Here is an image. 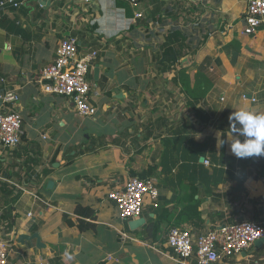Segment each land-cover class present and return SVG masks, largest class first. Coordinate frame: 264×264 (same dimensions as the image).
<instances>
[{"label": "crops", "instance_id": "1", "mask_svg": "<svg viewBox=\"0 0 264 264\" xmlns=\"http://www.w3.org/2000/svg\"><path fill=\"white\" fill-rule=\"evenodd\" d=\"M14 1L0 7V110L23 128L0 145L8 264H195L166 244L171 227L264 228V158L237 159L215 135L234 110L264 112V27L243 34L246 0ZM68 35L98 51L91 117L36 81ZM7 90L18 100L3 105ZM133 176L154 180L158 206L120 219L108 193ZM215 264H264V239Z\"/></svg>", "mask_w": 264, "mask_h": 264}, {"label": "built area", "instance_id": "2", "mask_svg": "<svg viewBox=\"0 0 264 264\" xmlns=\"http://www.w3.org/2000/svg\"><path fill=\"white\" fill-rule=\"evenodd\" d=\"M19 5L21 2L14 0L0 1V7L18 8ZM138 16L135 14V17ZM242 18L243 34L253 35L264 26V0H246ZM97 54V50L80 53L76 37L68 35L61 39L54 61L44 66L36 79L41 92L69 99L78 116L95 115L97 110L90 101L88 74ZM1 100V104L6 105L16 102L18 96L14 91L7 90ZM22 135L21 116L8 107H1L0 145L12 149L21 141ZM204 163L209 162L205 160ZM108 198L115 203L120 219H128L141 214L146 198L152 206L157 207L158 189L153 179L133 176L123 188L111 190ZM263 236L264 228L260 223L243 220L219 225L197 236L185 228L171 227L166 234V244L179 258H194L195 264H215L221 258L247 250L255 240ZM9 253V240L0 238V264H8Z\"/></svg>", "mask_w": 264, "mask_h": 264}, {"label": "clouds", "instance_id": "3", "mask_svg": "<svg viewBox=\"0 0 264 264\" xmlns=\"http://www.w3.org/2000/svg\"><path fill=\"white\" fill-rule=\"evenodd\" d=\"M227 120V134H215L217 147L227 144L230 154L237 159L264 158V113L240 108L232 111Z\"/></svg>", "mask_w": 264, "mask_h": 264}, {"label": "trees", "instance_id": "4", "mask_svg": "<svg viewBox=\"0 0 264 264\" xmlns=\"http://www.w3.org/2000/svg\"><path fill=\"white\" fill-rule=\"evenodd\" d=\"M38 1V0H37ZM37 4V3H35ZM158 206V205H157ZM76 213L77 214H81V215H86V216H92L93 215V211L91 208L89 207H85V206H82V205H78L77 208L75 209ZM69 223L71 224L72 222L69 221Z\"/></svg>", "mask_w": 264, "mask_h": 264}, {"label": "water", "instance_id": "5", "mask_svg": "<svg viewBox=\"0 0 264 264\" xmlns=\"http://www.w3.org/2000/svg\"><path fill=\"white\" fill-rule=\"evenodd\" d=\"M50 1H51V0H38V2L43 3V4L46 3V4H48V5L50 4ZM95 72H96V71H95ZM203 160H204V157L201 156V157L199 158V161L202 162ZM138 222H139V221L135 222L134 224H137ZM263 237H264V236H263ZM263 237H262V238H259V239H257V240H255V241H254V244L261 243L262 240L264 239Z\"/></svg>", "mask_w": 264, "mask_h": 264}, {"label": "rangeland", "instance_id": "6", "mask_svg": "<svg viewBox=\"0 0 264 264\" xmlns=\"http://www.w3.org/2000/svg\"><path fill=\"white\" fill-rule=\"evenodd\" d=\"M262 27H264V26H262ZM262 27H260V28H262ZM260 28H258V29H260ZM258 32V30L256 31V33ZM255 33V34H256ZM255 34H253V35H255ZM253 35H248V36H246V37H251V36H253Z\"/></svg>", "mask_w": 264, "mask_h": 264}]
</instances>
